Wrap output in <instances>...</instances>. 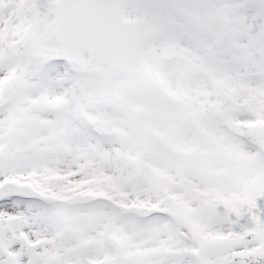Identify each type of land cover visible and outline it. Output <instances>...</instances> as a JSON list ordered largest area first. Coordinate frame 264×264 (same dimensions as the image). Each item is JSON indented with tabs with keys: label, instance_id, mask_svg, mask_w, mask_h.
<instances>
[{
	"label": "snow or ice",
	"instance_id": "snow-or-ice-1",
	"mask_svg": "<svg viewBox=\"0 0 264 264\" xmlns=\"http://www.w3.org/2000/svg\"><path fill=\"white\" fill-rule=\"evenodd\" d=\"M0 264H264V0H0Z\"/></svg>",
	"mask_w": 264,
	"mask_h": 264
}]
</instances>
